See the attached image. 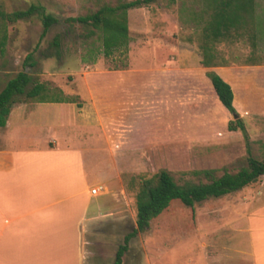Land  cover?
<instances>
[{
	"label": "rangeland",
	"instance_id": "obj_1",
	"mask_svg": "<svg viewBox=\"0 0 264 264\" xmlns=\"http://www.w3.org/2000/svg\"><path fill=\"white\" fill-rule=\"evenodd\" d=\"M131 1L0 0L5 13L33 5L44 9L15 23L0 19V42L6 35L0 93L22 72L32 79L27 91L37 84L46 89L35 99L16 97L17 104L59 98L61 88L76 92L82 83L136 87L131 100L97 107L111 169L107 185L97 187L105 212L83 236L90 263L113 264L124 238L137 229L145 181L155 182L167 171L181 185L207 183L238 173L249 156L264 160V0H256L253 25L215 45L217 68L226 69L221 75L234 86L236 113L225 109L214 91L208 75L215 69L201 64L210 18L204 0H156L148 9L131 10L129 50L111 57L103 55L99 31L70 21ZM44 14L58 23L42 37ZM238 120L246 133L230 130ZM250 250L264 252V177L194 209L172 204L131 240L123 264H246Z\"/></svg>",
	"mask_w": 264,
	"mask_h": 264
},
{
	"label": "crops",
	"instance_id": "obj_2",
	"mask_svg": "<svg viewBox=\"0 0 264 264\" xmlns=\"http://www.w3.org/2000/svg\"><path fill=\"white\" fill-rule=\"evenodd\" d=\"M217 66L211 68L231 85L235 103L232 80ZM61 90L59 98L15 103L0 128V264H98L83 249L84 233L105 212V198L92 190L107 185L111 169L97 107L131 100L136 87L82 83L76 92ZM262 252L250 250L246 264H264Z\"/></svg>",
	"mask_w": 264,
	"mask_h": 264
},
{
	"label": "trees",
	"instance_id": "obj_3",
	"mask_svg": "<svg viewBox=\"0 0 264 264\" xmlns=\"http://www.w3.org/2000/svg\"><path fill=\"white\" fill-rule=\"evenodd\" d=\"M155 1L135 0L121 3L115 7L104 5L94 13L70 19V21L93 28L92 33L99 31L102 34L103 55L111 57L117 51L127 53L129 50V10L149 6ZM204 3L210 12V18L203 31L201 64L206 68H211L217 66L215 45L229 37L232 32L239 33L240 30H245L249 25L254 24L256 0H204ZM36 13H44V9L33 5L27 11L5 13L0 10V19L4 22L15 23ZM57 23L58 20L54 16L44 14L42 37H45L50 28ZM5 41L6 35L4 34L0 46L3 47ZM54 44L58 46L57 41ZM208 76L221 104L229 112L236 113L231 85L215 72L209 73ZM31 83V77L22 72L8 81L1 91L0 128L6 126L7 118L16 103V97L26 95L30 99H35L46 91L43 85L38 84L27 91ZM237 129L246 133V127L242 120H238L236 126L230 125V130ZM262 177H264V160L260 161L252 156H249L247 166L238 173L226 172L218 178H212L207 183L186 182L181 185L169 172L162 171L155 182H144L138 195L137 229L132 230L124 238L123 244L118 247L113 264H123V258L129 251L131 240L139 232L147 230L151 221L160 217L172 204L179 202L194 209L198 203L239 192L258 182Z\"/></svg>",
	"mask_w": 264,
	"mask_h": 264
},
{
	"label": "built area",
	"instance_id": "obj_4",
	"mask_svg": "<svg viewBox=\"0 0 264 264\" xmlns=\"http://www.w3.org/2000/svg\"><path fill=\"white\" fill-rule=\"evenodd\" d=\"M101 188H95L92 190V195L97 196L100 193Z\"/></svg>",
	"mask_w": 264,
	"mask_h": 264
}]
</instances>
